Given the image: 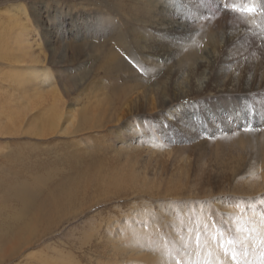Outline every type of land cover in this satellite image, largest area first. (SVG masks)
<instances>
[{
	"label": "rangeland",
	"instance_id": "374dc122",
	"mask_svg": "<svg viewBox=\"0 0 264 264\" xmlns=\"http://www.w3.org/2000/svg\"><path fill=\"white\" fill-rule=\"evenodd\" d=\"M12 17L33 43L0 58V218L19 216L8 193L23 180L62 208L10 264L55 249L121 264L113 247L141 228L174 264H206L195 247L264 264V171L250 169L264 155L249 147L264 134V0H0L4 46ZM116 46L122 60L106 75ZM204 51L209 61L196 63ZM27 62L52 83L6 79Z\"/></svg>",
	"mask_w": 264,
	"mask_h": 264
},
{
	"label": "bare ground",
	"instance_id": "6f19581e",
	"mask_svg": "<svg viewBox=\"0 0 264 264\" xmlns=\"http://www.w3.org/2000/svg\"><path fill=\"white\" fill-rule=\"evenodd\" d=\"M23 5V3H22ZM18 13L22 12L25 14L24 8L23 6L19 5L17 6V11ZM17 13V14H18ZM12 15V14H11ZM22 15V14H20ZM15 17V16H14ZM12 24L10 23H6L7 25L9 24L10 30L12 32L13 29V33L14 36H10V40L9 43L4 46L2 44H0V58H2V56L5 59H10V58H14V54L17 51L20 56L22 55L20 52L22 51H27V49L31 46V40L29 37L30 31L28 30V27L23 23V25H21L19 22L22 21V19H20L18 17V19H14L12 17L11 19ZM19 21V22H18ZM25 22V21H24ZM5 24V23H4ZM2 28V27H1ZM1 32V31H0ZM8 33V31H7ZM5 32V34H7ZM4 34V33H3ZM2 35V34H1ZM3 36V35H2ZM9 36V33L8 35ZM1 37V36H0ZM8 39V38H7ZM5 39H2V41H4ZM4 49V50H3ZM17 53V54H18ZM26 53V52H25ZM186 54L187 57L193 58L194 56H196L197 54V48L195 46H190L187 47L186 49ZM121 55V51L119 47H115L113 48V50L111 52H106L105 56L106 58H104L103 63L101 64V67L104 70V73L106 75H108L112 70H117L118 69V64L119 62H121L122 57ZM211 56L209 51H204L202 54V59H197L196 63L200 64V62L203 61H209L207 60V58H209ZM22 57V56H21ZM26 57V56H24ZM11 60V59H10ZM9 60V61H10ZM25 60V59H24ZM23 61V60H22ZM29 61V60H28ZM30 62V61H29ZM29 62H27V64H29ZM4 63V62H3ZM26 63V61H25ZM30 65V64H29ZM30 68H28L26 71V75L24 76H19L18 74H9L6 75V79L8 81H12L15 80L17 81L18 85L20 86H26V84H28V82H33L34 84L36 83L37 85H40L41 87L46 84L47 82L49 83L51 81V75L50 73H48V71L45 68L40 69H36L34 66V62L33 64H31L29 66ZM9 71V70H8ZM205 78V77H204ZM203 78V80H204ZM30 80L27 82V80ZM202 80V81H203ZM52 83V81H51ZM33 84V85H34ZM35 84V85H36ZM50 84V83H49ZM114 86V85H113ZM36 87V86H35ZM38 87V86H37ZM41 87L40 90H41ZM24 88V87H23ZM6 88L2 89V91H4ZM35 89V88H34ZM1 91V92H2ZM8 91V90H6ZM42 91V90H41ZM49 91H54V90H49ZM5 92V91H4ZM39 93V91H38ZM14 99V98H13ZM12 99L9 97L7 99L8 104L6 106H11L13 105L11 103ZM18 101V100H17ZM4 106V105H2ZM14 106V105H13ZM52 106V105H51ZM27 107V106H25ZM1 108V107H0ZM28 108V107H27ZM24 108V109H27ZM6 109V107H5ZM11 109V108H10ZM15 109V108H14ZM9 110V109H8ZM1 111V110H0ZM4 111V110H3ZM11 111V110H10ZM15 111V110H14ZM84 111V110H83ZM87 111V110H86ZM57 112V111H56ZM55 112V113H56ZM82 112V111H81ZM9 113V112H8ZM61 113V112H60ZM11 114V113H10ZM83 114V113H81ZM58 116V115H56ZM14 117V116H13ZM12 118V117H11ZM57 120V119H56ZM55 122V121H54ZM2 123V122H1ZM50 124V123H49ZM44 125V124H41ZM73 125V124H72ZM84 126V125H83ZM44 128V127H43ZM82 129V128H81ZM45 132V131H44ZM48 132V131H47ZM246 135V133H245ZM255 136V135H254ZM242 137V136H241ZM245 139V138H244ZM251 141V140H250ZM249 141V142H250ZM258 142H253V143H249V147L254 148V150H257V148L255 147V145H259L260 150H262V153L264 155V134L261 135V137L259 138V140H257ZM256 148V149H255ZM253 150V149H252ZM251 150V151H252ZM256 152V151H255ZM257 154V153H256ZM6 154H4L5 156ZM10 155V154H7ZM7 157V156H6ZM5 157V158H6ZM12 157V156H11ZM264 157V156H263ZM9 158V156H8ZM255 158V157H254ZM7 159V158H6ZM252 160V159H251ZM256 161V159H255ZM258 162H254L253 166H250V169H259L262 171H264V165H262L261 163H264L262 156H259ZM7 164V163H6ZM5 165V164H4ZM3 169V168H1ZM4 170V169H3ZM98 170V169H97ZM1 171V170H0ZM5 173V172H4ZM253 173H256L255 171ZM251 173V174H253ZM1 174V173H0ZM11 174V173H10ZM4 175V174H3ZM8 175V172L5 176ZM97 175V174H96ZM256 175V174H255ZM263 176L264 179V174H261ZM21 176V175H20ZM9 177V175H8ZM5 179V177H4ZM45 179V178H44ZM6 180V179H5ZM19 180V179H18ZM17 180V181H18ZM1 181V180H0ZM3 181V179H2ZM16 181V182H17ZM29 181V180H27ZM264 182V180H262ZM13 182V181H12ZM31 182V181H30ZM40 182V181H39ZM6 183V182H5ZM28 183V182H27ZM36 183V181H35ZM43 183V182H42ZM41 183V184H42ZM10 184V183H9ZM32 185V184H31ZM10 186V185H9ZM1 187V186H0ZM49 188V187H48ZM10 189V192L8 193L9 195V199H13L15 202H18L19 208L18 210L20 211V214L18 217L15 216H8V215H4L1 216L0 218V264H10V262H12L14 259L20 257L23 253L25 249H28V247L33 246L35 242L39 241L41 239V236H45V232L47 231V227L42 228V231L39 230L38 228V224L41 223L44 219L49 218L52 215V220H53V215L55 214L56 211L57 212V217L58 215H61V212L59 211V203H61L60 201H58V199L62 198L58 197V199H54L53 194H51V196L44 198L40 197V190L34 191V189H30V187L26 184V182L23 180L21 181V183H16L14 184V186H12ZM66 189V188H65ZM54 190V189H53ZM63 190V189H62ZM61 190V191H62ZM68 190V189H67ZM47 191V190H46ZM57 191V190H56ZM64 191V190H63ZM69 191V190H68ZM58 193V192H57ZM64 193V192H63ZM72 193V192H71ZM49 194V193H48ZM56 194V193H55ZM64 194H67L66 192ZM7 195V193H6ZM5 195V196H6ZM61 195V194H60ZM63 195V194H62ZM61 195V196H62ZM66 196V195H65ZM63 197V196H62ZM42 198V199H41ZM56 198V197H55ZM64 198V197H63ZM6 200V199H5ZM4 200V201H5ZM1 203V202H0ZM7 203V202H6ZM13 203V202H12ZM16 204V203H14ZM67 204V202H66ZM3 205V204H2ZM2 205L0 207H2ZM8 205V204H7ZM17 205V206H18ZM59 205V206H58ZM63 206V205H62ZM60 208H62L60 206ZM261 210V209H260ZM7 211V209H6ZM8 212V211H7ZM239 212V210H238ZM64 215V213H63ZM68 216V215H67ZM62 217V216H61ZM65 218V217H64ZM246 218V217H245ZM51 219V218H49ZM178 219V218H177ZM51 220V221H52ZM47 221V219H46ZM48 222V221H47ZM57 222V221H56ZM200 222L202 223V221H197V223ZM49 224V223H46ZM58 224V223H57ZM40 226H43L41 224H39ZM45 226V224H44ZM58 226V225H57ZM41 228V227H40ZM143 228H141V230L137 229L135 232H131L128 233L130 242L125 243V244H119V246L117 247H113V252L114 253H121V256H119V258L121 257V264H136V263H144V264H174V256H173V260L167 255L171 252H167L164 250L163 247H158L156 245L155 249L153 250L152 246L149 245L147 243V240H144L143 238H148V236H146V233L148 232L147 230H142ZM148 229L149 228H145ZM99 230V229H98ZM153 230V229H152ZM96 231V230H94ZM150 231V230H149ZM158 231V230H157ZM152 232V231H151ZM150 233V232H149ZM155 233V232H153ZM158 233V232H157ZM156 233V234H157ZM186 234H190L189 231L185 232ZM47 234V233H46ZM159 234V233H158ZM157 234V237L159 236ZM97 235V234H96ZM140 235H143V240L141 238H138ZM152 235V233L150 234V236ZM146 236V237H145ZM156 237V235H153ZM120 238V237H119ZM206 237L203 235L201 237L202 240H205ZM117 239V238H116ZM156 239V238H154ZM44 240V239H42ZM115 240V239H114ZM150 241V239H148ZM148 241V242H149ZM152 241V240H151ZM209 241V240H208ZM64 242V241H63ZM112 242V241H111ZM110 242V243H111ZM210 242V241H209ZM208 242V243H209ZM109 243V242H108ZM114 243V242H112ZM111 243V245H112ZM162 243V242H160ZM207 243V241H206ZM38 244V243H37ZM117 244V242H116ZM151 244H153V242H151ZM211 244V243H210ZM67 245V244H66ZM107 245V244H106ZM109 245V244H108ZM155 246V244H153ZM114 246V245H113ZM163 246V245H161ZM213 245H211L212 247ZM158 247V248H157ZM165 247V246H164ZM211 247L209 249H211ZM52 249H54V247H51ZM111 248V247H110ZM214 248V247H213ZM212 248V249H213ZM41 249V248H40ZM39 249V250H40ZM167 249V248H166ZM203 249V251H201ZM208 251L207 256H206V252H205V248L204 247H195V251L194 252H202L204 254L205 259L207 260L206 264H224V259H226V257L224 258L223 255H219L220 258L222 259V256L224 259L219 260V256H215L214 255V249L213 250ZM111 250V249H110ZM43 251V250H42ZM66 250H53L51 254H44L42 252V256H39L40 258L38 260H34L36 261V264H81L80 259H76L74 256H72L69 252H65ZM69 251V250H68ZM217 251V250H215ZM220 252V251H219ZM39 253V252H38ZM105 253V252H104ZM217 253V252H216ZM84 254V253H83ZM100 255V253H98ZM113 254V253H112ZM220 254H222L220 252ZM24 255V254H23ZM36 255V254H35ZM102 255V254H101ZM116 255V254H114ZM120 255V254H119ZM117 256V255H116ZM216 257L214 259H212L211 257ZM37 257V255H36ZM111 257V256H110ZM207 257V258H206ZM38 258V257H37ZM108 258V257H106ZM34 259V258H33ZM30 260V259H29ZM213 260V262H212ZM227 260V259H226ZM88 261V260H87ZM113 260H103L101 261L100 259H98V264H113L114 262ZM210 261V262H209ZM21 262V261H20ZM111 262V263H108ZM18 263V262H17ZM116 263V262H115ZM114 263V264H115ZM119 264V262H117ZM116 263V264H117ZM179 263V262H178ZM20 264V263H19ZM23 264V263H22ZM90 264V263H89Z\"/></svg>",
	"mask_w": 264,
	"mask_h": 264
},
{
	"label": "snow or ice",
	"instance_id": "6c2138e0",
	"mask_svg": "<svg viewBox=\"0 0 264 264\" xmlns=\"http://www.w3.org/2000/svg\"><path fill=\"white\" fill-rule=\"evenodd\" d=\"M247 11L248 12H251V11H253V9H251V8H249V9H247ZM234 242L231 240V239H229L228 241H227V244L230 246V245H232ZM221 246V248H223L224 249V251H225V254H229V252H231V258L234 260V261H237L238 262V254H237V252L235 251V249H229V247H226L224 244H221L220 245Z\"/></svg>",
	"mask_w": 264,
	"mask_h": 264
}]
</instances>
